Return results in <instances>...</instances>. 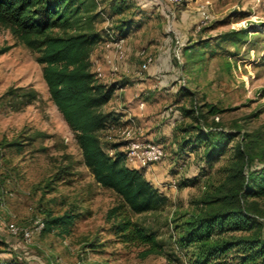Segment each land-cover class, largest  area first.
I'll use <instances>...</instances> for the list:
<instances>
[{
    "label": "rangeland",
    "instance_id": "rangeland-1",
    "mask_svg": "<svg viewBox=\"0 0 264 264\" xmlns=\"http://www.w3.org/2000/svg\"><path fill=\"white\" fill-rule=\"evenodd\" d=\"M150 1L149 15V10L128 5L122 15L114 16L109 0H100L94 26L103 34V27L117 30L121 19L131 21L128 29L133 33L127 45L123 42L126 57L127 46L136 51L135 65L142 60L140 51L149 53L151 66L156 65L159 84L145 90L144 98L159 93L153 113L158 118L151 129L160 136L153 143L165 142L164 155L144 169V176L168 202L130 216L157 235L162 254L142 257L144 247L117 240L112 230L116 220L107 221L106 212L119 197L97 184L83 164L74 132L50 99L37 53L0 26V48L9 46L0 54V263L191 264L193 247L178 242L181 223L217 206L220 202L213 198L237 185L239 179L232 175L240 166L245 175L264 163V0ZM199 7L209 18L197 28ZM122 62L116 72L109 70L119 79L124 78L119 72ZM146 71L137 68L133 75L144 78ZM18 87L34 90L36 99L23 104L21 98L6 95ZM210 105L219 112L209 113ZM181 108L196 112L185 116ZM199 115V120L193 118ZM194 125L231 134L221 143L220 155L207 160V142L179 147L181 138L194 135ZM119 129L110 130L101 141L125 151L124 127ZM132 137L139 140L138 130ZM13 142L19 145H10ZM238 147L247 154L242 160ZM242 205L260 222L257 232L264 238V198H248ZM69 210L78 217L68 232L35 230L48 213ZM24 230L32 231L30 239H24Z\"/></svg>",
    "mask_w": 264,
    "mask_h": 264
},
{
    "label": "trees",
    "instance_id": "trees-1",
    "mask_svg": "<svg viewBox=\"0 0 264 264\" xmlns=\"http://www.w3.org/2000/svg\"><path fill=\"white\" fill-rule=\"evenodd\" d=\"M98 2L100 0H0V26L37 53L36 62L41 65L50 99L74 132L83 164L97 184L111 189L119 197V203L106 212L107 221L116 220L112 230L117 240L123 245L144 247L142 257L160 255L162 247L157 235L135 223L130 215L158 210L168 198L145 178L144 169L125 165V153L117 151L118 144L108 148L100 140L99 133L106 128L109 117L100 108L112 98L119 83H100L91 71V53L103 40L101 31L94 26ZM108 6L114 16L128 9L124 0H109ZM130 22L121 19L116 23L120 38L127 36L128 27L132 26ZM8 49L9 46L0 48V54ZM6 95L21 98L23 104L36 99L34 90L22 87L10 88ZM181 110L185 116L196 112ZM208 112L219 111L210 105ZM200 117L193 118L199 120ZM192 128L194 135L181 138L179 147L191 142H207V160L220 155L221 143L231 138L227 132H212L199 125ZM109 150L113 153L109 154ZM237 156L242 160L247 154L238 147ZM241 168L232 175L239 179L237 185L213 198L220 202L217 206L181 223L178 242L193 247L191 264H264V238L257 232L261 224L251 209L242 205L248 198H264V163L245 175ZM77 217V213L70 210L60 215L48 213L41 230L45 233L59 228L66 233ZM261 217L264 218V211ZM252 231L247 235L223 236L227 232Z\"/></svg>",
    "mask_w": 264,
    "mask_h": 264
},
{
    "label": "crops",
    "instance_id": "crops-1",
    "mask_svg": "<svg viewBox=\"0 0 264 264\" xmlns=\"http://www.w3.org/2000/svg\"><path fill=\"white\" fill-rule=\"evenodd\" d=\"M125 3L131 7L138 6L141 11L148 12L147 15L150 14L149 5L152 4L150 0H124ZM198 1V0H196ZM212 5L217 6L216 2H211ZM158 9V8H157ZM154 12V11H153ZM130 31L128 34H130ZM133 33V32H132ZM124 38V42L126 45L129 43L127 40L129 35ZM187 46V45H186ZM127 49V57L126 60L123 61L119 66V72L123 74L124 78H120L116 75L110 73V67L105 63L104 57L106 55V51L103 47L102 41L97 43L90 56V61L92 64L91 71H94L96 68H99L102 72L101 80L98 82L103 84H111L114 82L119 83L117 88L115 89L112 98L104 104L100 110L104 114H109L108 123L105 129L100 131V140H107L109 136L107 135L110 130H118L119 128H129L132 127L138 130L139 140L143 142H155L154 140L159 139L160 136L157 137V133L152 131L151 126L156 123L158 115H154V111L157 109L158 101H156L159 97V93H148L149 98L145 100V90H151L154 86L159 84L158 74L156 73V65H149L146 71V76L144 78H135L134 72L138 68L135 65L136 61V51L132 53L131 50ZM186 51H189L186 50ZM115 76V77H114ZM143 101L144 106L139 108L138 104ZM157 116V117H156ZM122 130V129H119ZM165 134V133H164ZM171 137V134H169ZM162 146L165 142L160 143Z\"/></svg>",
    "mask_w": 264,
    "mask_h": 264
},
{
    "label": "built area",
    "instance_id": "built-area-1",
    "mask_svg": "<svg viewBox=\"0 0 264 264\" xmlns=\"http://www.w3.org/2000/svg\"><path fill=\"white\" fill-rule=\"evenodd\" d=\"M172 3H179L183 0H169ZM256 3H258L260 0H255ZM198 12L200 14V20L198 23L197 28H200L203 24H205L208 21L209 15L207 11L203 7L198 8ZM171 18L173 17L172 13H170ZM105 21H108L105 19ZM104 31L102 34L103 40L102 44L107 52L104 60L105 63L110 67V70L112 72H116L118 70V63L125 60L126 54L125 50L123 48V42L124 38H120L118 36V32L111 28V26L103 27ZM175 44H178V41L175 40ZM176 49V48H175ZM174 49V50H175ZM139 55L141 56L142 60L138 66V71L143 72L147 70L148 66L151 65L153 62V58L149 53H146L144 51H140ZM97 78H101L103 73L99 68H96L93 71ZM139 108H142L144 106V102L141 101L138 104ZM134 128L129 127L124 129L121 134L125 137L123 140H125L124 147L126 150L125 153V159L124 163L127 167L133 168V169H146L150 165L159 162L164 153L161 145L153 143V142H143L139 140H133L134 137ZM43 227L42 221H37L35 230L39 231ZM18 228L11 227V231L14 234L18 233ZM32 235L31 230H24L22 231V236L25 240L30 239Z\"/></svg>",
    "mask_w": 264,
    "mask_h": 264
}]
</instances>
